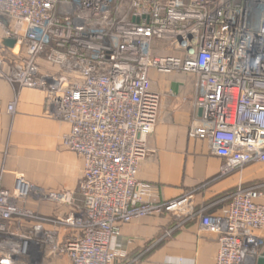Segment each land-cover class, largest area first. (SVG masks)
Wrapping results in <instances>:
<instances>
[{"label":"built area","instance_id":"1","mask_svg":"<svg viewBox=\"0 0 264 264\" xmlns=\"http://www.w3.org/2000/svg\"><path fill=\"white\" fill-rule=\"evenodd\" d=\"M0 28L3 42L15 40L0 52V78L44 92L48 114L69 126L63 146L84 164L79 202L19 173L12 190L0 178V264H35L46 252L72 264H135L117 252L122 227L162 215L178 226L199 219L218 235L215 264H256L263 185H239L208 212L196 209L202 185L146 200L138 170L158 123L152 71L196 76L190 136L210 142L222 175L264 162V0H0ZM29 200L70 210L47 216Z\"/></svg>","mask_w":264,"mask_h":264},{"label":"crops","instance_id":"2","mask_svg":"<svg viewBox=\"0 0 264 264\" xmlns=\"http://www.w3.org/2000/svg\"><path fill=\"white\" fill-rule=\"evenodd\" d=\"M7 41L3 42L0 28L2 54L12 47ZM43 68L49 69L44 61ZM195 80L193 74L151 72L152 89L160 94L161 101L158 123L148 141L149 154L139 166L138 179L150 186L144 198L152 201L171 200L202 185L196 195V209L220 212L239 185L260 184L264 191V162L221 174L224 160L214 153L210 142L190 136ZM12 102L15 105L10 110ZM68 130V124L48 114L43 91L20 88L0 78V178L4 188L12 190L18 173L49 189L74 187L83 176L84 164L62 144ZM260 201L264 202V195ZM28 207L47 216H64L70 210L65 203L34 200L28 201ZM172 228L173 234L166 236ZM58 231L60 240L70 233L66 226ZM259 236L263 254L264 228ZM116 248L119 254L138 257L135 264H215L219 240L218 235L200 228L199 219L178 226V220L169 215L148 216L125 224ZM35 264L72 263L66 255L46 252Z\"/></svg>","mask_w":264,"mask_h":264},{"label":"rangeland","instance_id":"3","mask_svg":"<svg viewBox=\"0 0 264 264\" xmlns=\"http://www.w3.org/2000/svg\"><path fill=\"white\" fill-rule=\"evenodd\" d=\"M73 153V152H72ZM73 154H75V153H73ZM77 155V154H76ZM79 156V155H78ZM79 158H81L80 156H79ZM25 177V176H24ZM81 178H82V175L80 176V178L78 179V181H77V183H76V185L74 186V187H72V188H67V189H58L59 191H65V192H67V193H69L70 194V196L75 200V201H77V202H79L77 199H79V195H78V186H79V184H80V180H81ZM28 180V179H27ZM34 183V182H33ZM34 184H36V183H34ZM37 186H39V187H42V188H44V189H46V190H54V189H49V188H46V187H43V186H40V185H38V184H36ZM261 249H263V245L261 244Z\"/></svg>","mask_w":264,"mask_h":264},{"label":"water","instance_id":"4","mask_svg":"<svg viewBox=\"0 0 264 264\" xmlns=\"http://www.w3.org/2000/svg\"><path fill=\"white\" fill-rule=\"evenodd\" d=\"M7 43H8L9 45H12V46H13L14 43H15V40L10 39V40L7 41ZM256 264H264V253L261 254L260 257H258V259H257V261H256Z\"/></svg>","mask_w":264,"mask_h":264},{"label":"bare ground","instance_id":"5","mask_svg":"<svg viewBox=\"0 0 264 264\" xmlns=\"http://www.w3.org/2000/svg\"><path fill=\"white\" fill-rule=\"evenodd\" d=\"M84 171V170H83ZM29 181V180H28ZM31 182V181H30ZM27 205H28V203H27Z\"/></svg>","mask_w":264,"mask_h":264},{"label":"trees","instance_id":"6","mask_svg":"<svg viewBox=\"0 0 264 264\" xmlns=\"http://www.w3.org/2000/svg\"><path fill=\"white\" fill-rule=\"evenodd\" d=\"M130 257L132 256V254L131 255H129Z\"/></svg>","mask_w":264,"mask_h":264}]
</instances>
